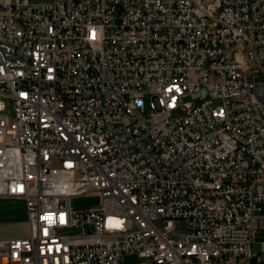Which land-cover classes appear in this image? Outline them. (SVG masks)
<instances>
[{"label":"built area","instance_id":"built-area-1","mask_svg":"<svg viewBox=\"0 0 264 264\" xmlns=\"http://www.w3.org/2000/svg\"><path fill=\"white\" fill-rule=\"evenodd\" d=\"M263 66L264 0H0V264H264Z\"/></svg>","mask_w":264,"mask_h":264},{"label":"rangeland","instance_id":"rangeland-1","mask_svg":"<svg viewBox=\"0 0 264 264\" xmlns=\"http://www.w3.org/2000/svg\"><path fill=\"white\" fill-rule=\"evenodd\" d=\"M244 49L241 53H244ZM257 82H264V66L262 67V73L257 77ZM222 104L221 100H215L213 102V108ZM146 106L151 108V99L146 98ZM100 204V198L96 194H90L82 197L75 198L72 202L74 209H92L98 207ZM28 215L27 205L25 203H16L8 198L0 197V240L13 239L15 228H26L25 224H18L20 218ZM186 225L184 222L178 221L176 223L177 229H182ZM264 240V233L259 236L256 244V251H260V242ZM145 260L139 258L138 255H126L124 257L123 264H140Z\"/></svg>","mask_w":264,"mask_h":264},{"label":"crops","instance_id":"crops-1","mask_svg":"<svg viewBox=\"0 0 264 264\" xmlns=\"http://www.w3.org/2000/svg\"><path fill=\"white\" fill-rule=\"evenodd\" d=\"M16 203H25V201L23 200H18V199H11L8 198ZM26 204V203H25ZM18 224H25L26 228H15L16 231L14 233L13 238H25L28 237L30 234V225H29V219H28V215H26L23 218H20L18 221H16Z\"/></svg>","mask_w":264,"mask_h":264}]
</instances>
